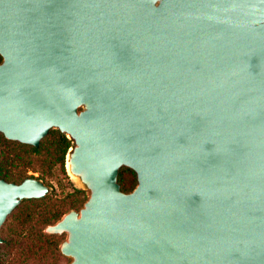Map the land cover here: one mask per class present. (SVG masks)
I'll return each instance as SVG.
<instances>
[{"label":"water","instance_id":"water-1","mask_svg":"<svg viewBox=\"0 0 264 264\" xmlns=\"http://www.w3.org/2000/svg\"><path fill=\"white\" fill-rule=\"evenodd\" d=\"M0 57V134L72 141L68 264H264V0H0ZM50 192L0 178V244Z\"/></svg>","mask_w":264,"mask_h":264},{"label":"rangeland","instance_id":"rangeland-1","mask_svg":"<svg viewBox=\"0 0 264 264\" xmlns=\"http://www.w3.org/2000/svg\"><path fill=\"white\" fill-rule=\"evenodd\" d=\"M29 175L42 179L51 187V192L44 199H32L34 202L24 200L8 217L1 229V236L6 243L0 244V256L5 255L0 257V261L6 259L11 264H68L70 259L60 252V246L67 239V235H50L45 233V228L58 222L71 210H80L83 207L85 202L81 205L75 204L68 211V207L79 199L75 194L76 189L85 193V201L88 192L82 190L84 188L81 183L72 178L67 169L64 173L56 165L52 170L43 167L39 172L30 171ZM56 215L62 216L55 221ZM52 218L55 222L46 224ZM7 244L8 247H3Z\"/></svg>","mask_w":264,"mask_h":264},{"label":"trees","instance_id":"trees-1","mask_svg":"<svg viewBox=\"0 0 264 264\" xmlns=\"http://www.w3.org/2000/svg\"><path fill=\"white\" fill-rule=\"evenodd\" d=\"M1 60L2 58L0 57V62ZM71 147L72 141L57 130H52L41 142L39 148L8 141L3 135H0V178L9 182L21 183L26 178L32 177V175H29L30 171L39 172L43 167H48L52 170L55 165L66 173V157ZM119 182L124 192L132 191L137 185L135 172L130 169H122ZM75 192L79 199L68 207V211L73 209L75 204L81 205L85 202V193L77 189ZM34 201L31 200L30 202ZM62 215H56L55 221L61 218ZM53 221L54 218H52L51 222L47 223L46 221V224H51ZM3 247H8V244ZM0 257H5V255ZM7 263L6 259L0 261V264Z\"/></svg>","mask_w":264,"mask_h":264},{"label":"bare ground","instance_id":"bare-ground-1","mask_svg":"<svg viewBox=\"0 0 264 264\" xmlns=\"http://www.w3.org/2000/svg\"><path fill=\"white\" fill-rule=\"evenodd\" d=\"M68 168L70 169V166L68 165Z\"/></svg>","mask_w":264,"mask_h":264}]
</instances>
